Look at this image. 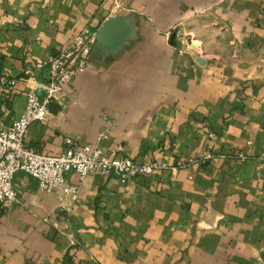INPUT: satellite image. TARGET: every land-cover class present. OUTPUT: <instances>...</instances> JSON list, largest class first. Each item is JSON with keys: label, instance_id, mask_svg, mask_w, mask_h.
Returning <instances> with one entry per match:
<instances>
[{"label": "crops", "instance_id": "crops-1", "mask_svg": "<svg viewBox=\"0 0 264 264\" xmlns=\"http://www.w3.org/2000/svg\"><path fill=\"white\" fill-rule=\"evenodd\" d=\"M116 15L130 29L121 47H93L26 143L59 153L71 135L118 156L191 161L127 184L68 171L76 200L16 171L0 264H264V0H0V78L16 79L2 123L47 76L39 61Z\"/></svg>", "mask_w": 264, "mask_h": 264}, {"label": "built area", "instance_id": "built-area-1", "mask_svg": "<svg viewBox=\"0 0 264 264\" xmlns=\"http://www.w3.org/2000/svg\"><path fill=\"white\" fill-rule=\"evenodd\" d=\"M96 41V33L84 28L44 60L37 63L40 68L47 67L45 79H36L35 87L27 91V101L21 115L11 124L4 125L0 114V216L18 199V190L14 174L24 170L35 176L42 189L57 192L71 200H76L80 185L70 182L66 173L76 171L83 179L88 173L98 171L106 176L115 175L127 184L137 175L154 174L164 169L186 167L191 159L179 158L174 162L158 158L136 159L130 156H118L105 150L99 144L84 142L79 137L68 135L65 147L59 153H48L29 146L26 132L30 124L45 120L49 110V101L58 99L75 75L83 72L89 62ZM33 75L32 70H28ZM16 83L13 77L0 78V104L6 93ZM39 91L43 92V96ZM211 136L213 131H209ZM102 133L101 137H107ZM234 157L245 160L248 154L235 151ZM215 157L211 150L200 159Z\"/></svg>", "mask_w": 264, "mask_h": 264}, {"label": "water", "instance_id": "water-1", "mask_svg": "<svg viewBox=\"0 0 264 264\" xmlns=\"http://www.w3.org/2000/svg\"><path fill=\"white\" fill-rule=\"evenodd\" d=\"M129 32L130 29L123 16H112L108 18L98 29L96 33V41L93 47H105L117 50L121 47ZM48 105L49 110L52 112L56 111L58 108V102L56 100H50Z\"/></svg>", "mask_w": 264, "mask_h": 264}, {"label": "rangeland", "instance_id": "rangeland-1", "mask_svg": "<svg viewBox=\"0 0 264 264\" xmlns=\"http://www.w3.org/2000/svg\"><path fill=\"white\" fill-rule=\"evenodd\" d=\"M194 37H195L194 34H193V36H191V34L190 35H186V37L183 38L186 41L185 45H187V43H189L191 46H194V49L196 48L198 50V51L196 50L197 54H198L197 60L199 62H201V63H205V62L208 61L207 58H210V57L209 56L208 57L205 56L207 50L202 49V45H203V44L201 45L202 42L200 43L198 41H194V39H193Z\"/></svg>", "mask_w": 264, "mask_h": 264}]
</instances>
